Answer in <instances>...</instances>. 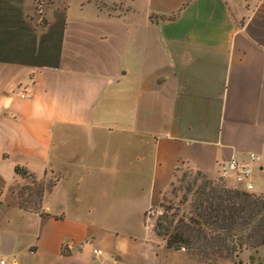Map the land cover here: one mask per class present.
I'll return each instance as SVG.
<instances>
[{"label":"crops","instance_id":"1","mask_svg":"<svg viewBox=\"0 0 264 264\" xmlns=\"http://www.w3.org/2000/svg\"><path fill=\"white\" fill-rule=\"evenodd\" d=\"M38 6L0 0V262L201 264L147 213L184 167L264 194V0Z\"/></svg>","mask_w":264,"mask_h":264},{"label":"trees","instance_id":"2","mask_svg":"<svg viewBox=\"0 0 264 264\" xmlns=\"http://www.w3.org/2000/svg\"><path fill=\"white\" fill-rule=\"evenodd\" d=\"M14 171L21 177H33L19 167ZM212 185L207 182L197 189L193 212L187 218L181 215L182 218L174 221L173 208H165L163 218L159 217L154 226L155 235L174 251L184 250L190 255L207 258L214 255L221 259H237L247 245L245 232L257 236L260 243L264 242V194L257 196L236 188ZM168 212L171 219L166 216Z\"/></svg>","mask_w":264,"mask_h":264},{"label":"rangeland","instance_id":"3","mask_svg":"<svg viewBox=\"0 0 264 264\" xmlns=\"http://www.w3.org/2000/svg\"><path fill=\"white\" fill-rule=\"evenodd\" d=\"M47 0H34L35 6L39 10V4H44ZM99 3L101 0H95ZM24 183L18 186L11 188L9 194L12 193L13 198L16 203L27 210L38 211L39 210V201H40V191L49 187L52 182H41L35 177H22ZM207 182H212L213 187H224L227 189H235L237 187L235 183L228 182L225 178L221 176L210 177L204 173L195 171L189 167L181 168L175 175V179L171 184L167 194L163 197V201L160 202L159 206L151 209L147 213V221L149 224L155 226L159 217L163 218L165 214V208H173L171 210L174 213V221L182 218L181 215H184L185 218L190 216V213L193 212L192 205L195 202L197 189ZM242 190L243 186H238ZM3 184L0 180V196L3 194ZM254 191H257L254 189ZM257 196L263 195L258 193H253ZM178 209L179 211H175ZM178 213V214H177ZM170 212L166 216L170 218ZM171 219V218H170ZM166 224V223H164ZM154 229V228H153ZM244 241L247 243L246 248L238 254V258L229 257V258H217L212 255L207 257L199 255H190L191 258L196 260L201 264H234V262H241V264H264V242L258 239V237L244 233ZM158 237V236H157ZM161 239V237H159ZM259 244H261L259 246ZM184 251V250H183ZM176 264L180 263V258L176 257Z\"/></svg>","mask_w":264,"mask_h":264},{"label":"built area","instance_id":"4","mask_svg":"<svg viewBox=\"0 0 264 264\" xmlns=\"http://www.w3.org/2000/svg\"><path fill=\"white\" fill-rule=\"evenodd\" d=\"M228 168L235 172L234 183L238 186H243L242 190L249 192L252 189V184L250 182L251 170L247 165L239 164L236 160H232L228 164ZM236 187V189H240V187ZM241 190V189H240ZM99 250H94V254H100ZM0 264H3L1 261Z\"/></svg>","mask_w":264,"mask_h":264}]
</instances>
